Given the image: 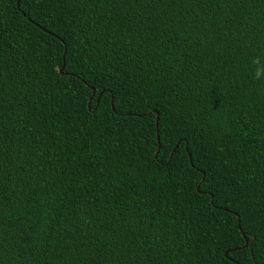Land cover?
<instances>
[{
  "label": "trees",
  "instance_id": "trees-1",
  "mask_svg": "<svg viewBox=\"0 0 264 264\" xmlns=\"http://www.w3.org/2000/svg\"><path fill=\"white\" fill-rule=\"evenodd\" d=\"M0 264H264V0H0Z\"/></svg>",
  "mask_w": 264,
  "mask_h": 264
},
{
  "label": "water",
  "instance_id": "water-1",
  "mask_svg": "<svg viewBox=\"0 0 264 264\" xmlns=\"http://www.w3.org/2000/svg\"><path fill=\"white\" fill-rule=\"evenodd\" d=\"M62 70L63 69H60V73H62ZM157 118H158V115L156 116V127H157V131H158V122H157ZM158 141H159V139H158ZM232 214H234V215H236L235 213H233V212H231ZM248 246V239H246L245 240V245H244V247H247Z\"/></svg>",
  "mask_w": 264,
  "mask_h": 264
},
{
  "label": "snow or ice",
  "instance_id": "snow-or-ice-1",
  "mask_svg": "<svg viewBox=\"0 0 264 264\" xmlns=\"http://www.w3.org/2000/svg\"><path fill=\"white\" fill-rule=\"evenodd\" d=\"M101 95H102V93H101ZM152 113H151V111H149V113H148V115H151ZM157 122H158V118H157ZM176 147L178 148L179 147V145H176ZM245 239H247V237H244ZM255 240V237H253V241ZM255 247V245H254V243H253V248ZM252 256H253V258L255 259V252H253L252 254H251Z\"/></svg>",
  "mask_w": 264,
  "mask_h": 264
},
{
  "label": "clouds",
  "instance_id": "clouds-1",
  "mask_svg": "<svg viewBox=\"0 0 264 264\" xmlns=\"http://www.w3.org/2000/svg\"><path fill=\"white\" fill-rule=\"evenodd\" d=\"M259 74V73H258Z\"/></svg>",
  "mask_w": 264,
  "mask_h": 264
}]
</instances>
